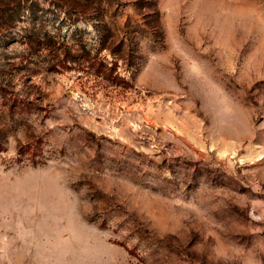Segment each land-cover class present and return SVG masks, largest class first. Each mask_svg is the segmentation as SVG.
Instances as JSON below:
<instances>
[{
  "label": "rangeland",
  "instance_id": "1",
  "mask_svg": "<svg viewBox=\"0 0 264 264\" xmlns=\"http://www.w3.org/2000/svg\"><path fill=\"white\" fill-rule=\"evenodd\" d=\"M16 2L0 264H264V0Z\"/></svg>",
  "mask_w": 264,
  "mask_h": 264
},
{
  "label": "trees",
  "instance_id": "2",
  "mask_svg": "<svg viewBox=\"0 0 264 264\" xmlns=\"http://www.w3.org/2000/svg\"><path fill=\"white\" fill-rule=\"evenodd\" d=\"M16 4L18 6L21 5L20 0H17ZM20 37L23 39V41H25V42H27L29 44H31L32 41L35 40V39H32V34L31 33H29V34L26 33L25 29H22V32L20 33Z\"/></svg>",
  "mask_w": 264,
  "mask_h": 264
}]
</instances>
